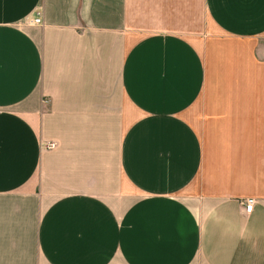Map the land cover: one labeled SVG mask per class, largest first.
Instances as JSON below:
<instances>
[{"label": "crops", "instance_id": "obj_1", "mask_svg": "<svg viewBox=\"0 0 264 264\" xmlns=\"http://www.w3.org/2000/svg\"><path fill=\"white\" fill-rule=\"evenodd\" d=\"M0 264H264V0H0Z\"/></svg>", "mask_w": 264, "mask_h": 264}, {"label": "built area", "instance_id": "obj_2", "mask_svg": "<svg viewBox=\"0 0 264 264\" xmlns=\"http://www.w3.org/2000/svg\"><path fill=\"white\" fill-rule=\"evenodd\" d=\"M30 21L34 22V23H40V18L38 16L34 17L33 19H31ZM54 146V143H49L47 145V147H52ZM244 205V209L246 212H250L253 206V199L252 198H247L245 199L243 202Z\"/></svg>", "mask_w": 264, "mask_h": 264}]
</instances>
